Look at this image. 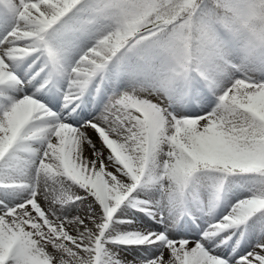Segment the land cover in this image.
Segmentation results:
<instances>
[{"label":"snow or ice","instance_id":"obj_1","mask_svg":"<svg viewBox=\"0 0 264 264\" xmlns=\"http://www.w3.org/2000/svg\"><path fill=\"white\" fill-rule=\"evenodd\" d=\"M0 264H264V0H0Z\"/></svg>","mask_w":264,"mask_h":264},{"label":"rangeland","instance_id":"obj_2","mask_svg":"<svg viewBox=\"0 0 264 264\" xmlns=\"http://www.w3.org/2000/svg\"><path fill=\"white\" fill-rule=\"evenodd\" d=\"M256 71H257V72H256ZM256 71H255L253 74L256 75L257 77H259V75L261 76V71L258 70V69H257ZM259 71H260V72H259ZM132 255H135V253H130V254H129V259H131V256H132Z\"/></svg>","mask_w":264,"mask_h":264},{"label":"bare ground","instance_id":"obj_3","mask_svg":"<svg viewBox=\"0 0 264 264\" xmlns=\"http://www.w3.org/2000/svg\"><path fill=\"white\" fill-rule=\"evenodd\" d=\"M259 70V69H258ZM257 72V71H256ZM260 72V71H259ZM260 76V75H259ZM93 139L95 140L96 139V137H95V135H93Z\"/></svg>","mask_w":264,"mask_h":264}]
</instances>
